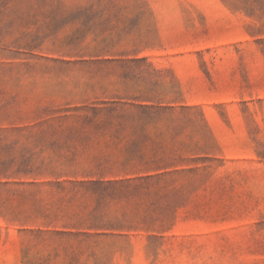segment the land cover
<instances>
[{"label":"rangeland","instance_id":"1","mask_svg":"<svg viewBox=\"0 0 264 264\" xmlns=\"http://www.w3.org/2000/svg\"><path fill=\"white\" fill-rule=\"evenodd\" d=\"M0 264H264V0H0Z\"/></svg>","mask_w":264,"mask_h":264}]
</instances>
